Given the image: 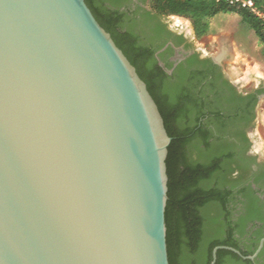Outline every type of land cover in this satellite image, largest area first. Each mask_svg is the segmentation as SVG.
I'll return each mask as SVG.
<instances>
[{"label":"water","instance_id":"obj_1","mask_svg":"<svg viewBox=\"0 0 264 264\" xmlns=\"http://www.w3.org/2000/svg\"><path fill=\"white\" fill-rule=\"evenodd\" d=\"M171 142L85 0H0V264H170Z\"/></svg>","mask_w":264,"mask_h":264},{"label":"flooded vegetation","instance_id":"obj_2","mask_svg":"<svg viewBox=\"0 0 264 264\" xmlns=\"http://www.w3.org/2000/svg\"><path fill=\"white\" fill-rule=\"evenodd\" d=\"M94 5L103 14L110 13L124 32L136 36V44L148 58L147 70L158 72V79L183 111L184 127L195 126L193 120L202 108L222 111V129L207 125L203 130L207 131L208 157L221 158L217 175L222 178L226 202L220 213V236L232 239L236 248H231L241 254L227 250L233 254L226 255L224 264H264V150L258 148L255 131L264 84L243 92L223 62L216 64L212 54L195 46L198 36L192 21L186 25L189 19L177 16L182 20L177 25L175 15L151 14L150 0H94ZM154 59L162 71L154 67ZM230 256L239 258L232 261ZM251 256L254 259L245 258Z\"/></svg>","mask_w":264,"mask_h":264},{"label":"trees","instance_id":"obj_3","mask_svg":"<svg viewBox=\"0 0 264 264\" xmlns=\"http://www.w3.org/2000/svg\"><path fill=\"white\" fill-rule=\"evenodd\" d=\"M85 1L101 26L111 33L118 47L147 84L164 119L168 135L172 138L166 160L169 178V199L166 207L169 262L170 264H211L214 248L218 246L236 248L232 239H222L220 236V213L226 202L225 194L221 192V188H224L222 178L217 175L221 158L208 157L207 131L203 130L207 125H215L222 129L221 120L225 116L220 109L203 110L202 108L193 120L195 126L191 129L184 127L183 111L179 109L173 94L167 92V86L158 79V72L152 73L147 70L148 64L145 63L148 58L136 44V36L130 31L124 32L119 28L110 17V13L103 14L95 7L94 0ZM254 2L264 12V0H254ZM149 12L190 19L198 37L210 33L212 18L223 13L236 12L254 30L261 33L260 22L247 10L217 0H150ZM154 67L162 71L155 59ZM194 137L198 138L197 142H194ZM190 152L195 154L194 159ZM228 254L233 253L219 250L216 264H224L225 259L229 257L226 256ZM230 257L232 261L239 258Z\"/></svg>","mask_w":264,"mask_h":264},{"label":"crops","instance_id":"obj_4","mask_svg":"<svg viewBox=\"0 0 264 264\" xmlns=\"http://www.w3.org/2000/svg\"><path fill=\"white\" fill-rule=\"evenodd\" d=\"M223 14L230 15L237 24L231 23V28H219L213 22L214 17L210 20V34L220 35L216 42L220 53L224 54L222 61L228 74L235 77L242 87L253 85L249 91L252 92L264 84V38L239 13ZM258 120L264 133V98L258 105Z\"/></svg>","mask_w":264,"mask_h":264},{"label":"rangeland","instance_id":"obj_5","mask_svg":"<svg viewBox=\"0 0 264 264\" xmlns=\"http://www.w3.org/2000/svg\"><path fill=\"white\" fill-rule=\"evenodd\" d=\"M172 18L175 19L174 24H177V25H179L180 24L179 22L182 21L177 16H173ZM186 19H188V18H186ZM189 20H187V21L185 20L184 23L186 25H189V22H191V20L190 21ZM213 22L219 28H223V27H227V26H228V28H231V27H233L232 25H230L231 23L237 24V22L233 21L231 19L230 15H227V14H220V15L216 16ZM219 39H220V35L218 33L214 34V35L209 33L206 36L198 37L194 41V44L197 48L202 49L205 53H208L210 55L212 54V56H218L220 54V47H219L218 42H216V41H218ZM230 77L232 78V80H236L235 77H232V76H230ZM252 86L242 87L240 84V89L243 90V92H249L252 90V88H251ZM255 131L257 133L258 148L263 149V147H264V133H263V130L259 124V121H258V123H256ZM263 153H264V151H263Z\"/></svg>","mask_w":264,"mask_h":264},{"label":"built area","instance_id":"obj_6","mask_svg":"<svg viewBox=\"0 0 264 264\" xmlns=\"http://www.w3.org/2000/svg\"><path fill=\"white\" fill-rule=\"evenodd\" d=\"M217 1L221 3H225L232 7L247 10L252 16H254L260 22L261 34L264 38V12L257 7L254 0H217Z\"/></svg>","mask_w":264,"mask_h":264}]
</instances>
